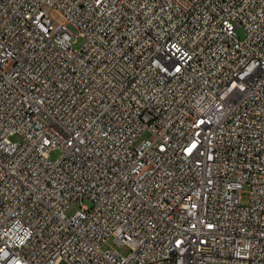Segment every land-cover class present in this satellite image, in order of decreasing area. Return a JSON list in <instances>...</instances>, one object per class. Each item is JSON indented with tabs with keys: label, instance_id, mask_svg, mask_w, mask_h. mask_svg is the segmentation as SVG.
I'll return each mask as SVG.
<instances>
[{
	"label": "built area",
	"instance_id": "1",
	"mask_svg": "<svg viewBox=\"0 0 264 264\" xmlns=\"http://www.w3.org/2000/svg\"><path fill=\"white\" fill-rule=\"evenodd\" d=\"M63 260L264 264V0H0V264Z\"/></svg>",
	"mask_w": 264,
	"mask_h": 264
},
{
	"label": "rangeland",
	"instance_id": "2",
	"mask_svg": "<svg viewBox=\"0 0 264 264\" xmlns=\"http://www.w3.org/2000/svg\"><path fill=\"white\" fill-rule=\"evenodd\" d=\"M50 14L53 15V17H55V19H61L60 14L58 12H54L50 10ZM68 27L71 30V32L73 33V46L74 48L78 49L81 48L84 43H85V37L83 35L80 34L79 28L74 25L73 23L69 22L68 23ZM239 35L242 36L243 35V29L239 28L238 29ZM12 139H17L16 136H13ZM61 155V150L59 148H55L52 149L49 153V157L51 160H56L57 158H59ZM240 195H241V203L242 204H247L250 200V184L245 183L243 188L240 190ZM86 204H91V201L89 199H85L84 201ZM78 205L73 204L71 205V207L67 210L68 214H71L72 212H74L76 209H78ZM103 248L106 247H113L115 249H117L118 251H120L121 253L127 254L130 251V248L127 245H123V244H119L117 241H115L114 236H111L107 239L106 242H104L102 244ZM59 264H69L67 261L63 260L61 261Z\"/></svg>",
	"mask_w": 264,
	"mask_h": 264
}]
</instances>
